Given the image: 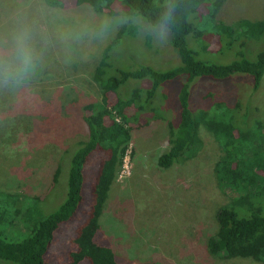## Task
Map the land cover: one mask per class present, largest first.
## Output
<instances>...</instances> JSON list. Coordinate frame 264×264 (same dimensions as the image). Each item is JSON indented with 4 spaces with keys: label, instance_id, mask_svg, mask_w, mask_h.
Returning a JSON list of instances; mask_svg holds the SVG:
<instances>
[{
    "label": "rangeland",
    "instance_id": "rangeland-1",
    "mask_svg": "<svg viewBox=\"0 0 264 264\" xmlns=\"http://www.w3.org/2000/svg\"><path fill=\"white\" fill-rule=\"evenodd\" d=\"M18 12L38 26L41 60L26 85L0 88V195L10 212L15 202L21 205L23 199L27 207L30 198H38V213L34 216L31 212L37 218L47 216L64 201L70 152L88 136L85 106L102 98L94 70L118 31L131 25L136 36L123 35L111 50L105 77L115 76L117 69L133 71L140 66L167 71L179 66L180 60L171 34L163 40L157 38L150 34L152 25L139 16L97 13L87 5L76 6L72 0H64L61 9L48 7L42 0H0V32L10 28ZM199 12L190 21L203 30V37H187L198 60L227 65L242 56L254 61L264 49V36L260 40L240 37L232 45L228 39H211L213 19L206 17L205 7ZM263 19L264 0H224L215 17L216 22L228 26ZM105 22L101 32L100 25ZM241 42L245 43L242 47ZM209 81L195 78L189 85V108L194 115L201 109L210 110L219 97L231 95L244 102V111L236 113L239 126L253 131L256 121H261L263 128L255 133H264V75L256 93L246 75ZM150 83L149 79L129 80L119 91ZM182 83V78H177L160 85L148 110L161 118L131 128L130 146L118 182L104 205L97 241L114 250L118 264H258L241 258L219 259L208 253L207 240L218 230L216 213L232 198L218 186L214 165L223 152L209 132L199 129L203 146L196 158L166 170L157 166L158 156L167 148L168 122L175 126L179 122ZM207 88L211 94L205 98ZM103 156L95 152L87 160L82 201L73 218L55 231L47 264L69 263L72 239L90 211L92 186ZM57 168L60 176L53 184ZM30 226L17 220L14 225L0 224V233L8 241L19 242L29 236Z\"/></svg>",
    "mask_w": 264,
    "mask_h": 264
},
{
    "label": "trees",
    "instance_id": "trees-1",
    "mask_svg": "<svg viewBox=\"0 0 264 264\" xmlns=\"http://www.w3.org/2000/svg\"><path fill=\"white\" fill-rule=\"evenodd\" d=\"M42 1L51 8L64 7V0ZM72 1L76 6L87 5L97 13L128 18L139 16L151 25L159 19L165 3H173L176 13L170 26L171 44L180 65L167 71H157L149 66H140L133 71L117 69L115 76L105 77L111 50L123 35L136 36L131 25L118 31L103 50L94 70L93 78L102 90V98L85 106L83 119L88 136L70 152L64 201L47 216L35 218L31 212L37 215L38 198H30L32 205L27 207L21 199V205L15 202L10 212L0 195L1 225H14L17 220L31 225L29 236L19 242L8 241L0 233V264H47L46 254L55 231L73 218L82 201L84 167L95 152H102L104 156L92 186L90 211L72 239L73 250L69 253L68 264H80L86 260L88 264H118L114 250L97 241L103 208L110 189L118 182L130 146L131 128L146 125L148 119L161 118L149 111L148 105L160 85L177 78H182L183 82L179 94V122L177 126L168 122L167 148L158 156L157 166L166 170L196 158L203 146L199 129L209 132L223 152L214 165L218 186L222 192L232 194V198L216 213L218 230L207 240L208 253L224 260L241 258L264 264V133H255L262 130L263 123L256 121L253 131L240 127L236 113L244 111V102L231 95H222L223 98L219 97L210 110L201 109L196 115L189 108V85L195 78L220 82L229 80L233 75H246L251 80L252 92L256 93L264 75V49L254 61L241 56L230 64L217 65L198 60L187 43L190 34L194 40L203 37V30L196 29L190 21L193 15L197 18L195 15L202 7L206 9V17L213 19L209 27L213 34L211 39H228V45L240 37L260 40L264 36V19L257 22L242 20L231 26L216 22L215 17L224 0ZM244 44L241 42L240 46ZM144 79L151 81L147 87L119 91L129 80ZM206 91L208 95L205 98H208L210 88ZM111 94H115L114 97ZM242 118L245 122L246 118ZM129 122H136V125L130 126ZM59 176L57 168L52 177L53 184L58 182Z\"/></svg>",
    "mask_w": 264,
    "mask_h": 264
},
{
    "label": "clouds",
    "instance_id": "clouds-1",
    "mask_svg": "<svg viewBox=\"0 0 264 264\" xmlns=\"http://www.w3.org/2000/svg\"><path fill=\"white\" fill-rule=\"evenodd\" d=\"M176 6L166 2L163 11L150 28V34L163 40L170 33ZM100 25V31L106 28ZM38 26L23 12L13 18L10 28L0 32V88L17 89L26 85L35 75L41 60L37 44ZM69 37L72 33L68 34Z\"/></svg>",
    "mask_w": 264,
    "mask_h": 264
},
{
    "label": "built area",
    "instance_id": "built-area-1",
    "mask_svg": "<svg viewBox=\"0 0 264 264\" xmlns=\"http://www.w3.org/2000/svg\"><path fill=\"white\" fill-rule=\"evenodd\" d=\"M120 176V175H119Z\"/></svg>",
    "mask_w": 264,
    "mask_h": 264
}]
</instances>
